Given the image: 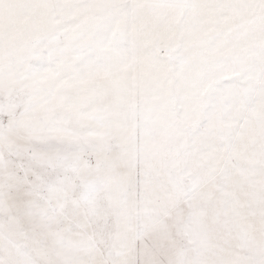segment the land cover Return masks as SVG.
<instances>
[{"label":"snow or ice","instance_id":"1","mask_svg":"<svg viewBox=\"0 0 264 264\" xmlns=\"http://www.w3.org/2000/svg\"><path fill=\"white\" fill-rule=\"evenodd\" d=\"M0 264H264V0H0Z\"/></svg>","mask_w":264,"mask_h":264}]
</instances>
